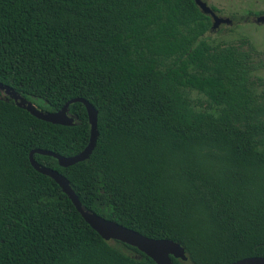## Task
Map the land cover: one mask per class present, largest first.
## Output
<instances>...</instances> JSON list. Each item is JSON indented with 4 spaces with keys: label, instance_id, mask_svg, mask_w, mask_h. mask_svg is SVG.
Returning a JSON list of instances; mask_svg holds the SVG:
<instances>
[{
    "label": "trees",
    "instance_id": "trees-1",
    "mask_svg": "<svg viewBox=\"0 0 264 264\" xmlns=\"http://www.w3.org/2000/svg\"><path fill=\"white\" fill-rule=\"evenodd\" d=\"M211 25L194 0H0V84L41 111L81 98L98 113L88 160H34L84 210L179 243L174 264L264 257V52L212 43ZM69 114L43 122L0 93V264H155L101 239L31 166L35 149L87 146L85 107Z\"/></svg>",
    "mask_w": 264,
    "mask_h": 264
},
{
    "label": "water",
    "instance_id": "water-1",
    "mask_svg": "<svg viewBox=\"0 0 264 264\" xmlns=\"http://www.w3.org/2000/svg\"><path fill=\"white\" fill-rule=\"evenodd\" d=\"M195 5L202 14L211 18L212 25L210 31L217 30L221 25H230L232 21L228 18L218 16L215 11L203 0H194ZM257 24L264 23V15L254 19ZM0 93L6 100H12L15 105L27 111L34 118L53 125L73 126L76 117L69 114V106L74 103L83 104L86 110L88 123L90 126V137L87 146L78 154L64 157L51 151L35 149L29 153V162L34 170L52 179L69 198L76 211L80 214L86 224L96 232L104 241H117L124 245L135 248L139 253L151 259L155 264H174L171 258L187 261L184 248L177 242L167 239H151L139 234L136 231L123 227L115 222L106 220L93 212L84 210L74 191L71 189L68 180L58 171L39 165L33 158L34 154L54 158L59 167L68 168L77 163L89 159L92 154L97 138V110L86 100L74 98L68 100L56 112H45L37 109L30 101L22 97L9 86L0 84ZM231 264H264V257H250Z\"/></svg>",
    "mask_w": 264,
    "mask_h": 264
},
{
    "label": "rangeland",
    "instance_id": "rangeland-1",
    "mask_svg": "<svg viewBox=\"0 0 264 264\" xmlns=\"http://www.w3.org/2000/svg\"><path fill=\"white\" fill-rule=\"evenodd\" d=\"M210 7H215L220 17L232 21L230 25H221L217 30L207 33L208 39L214 44L240 46L249 41L258 52H264V23L254 22L256 16L250 13L264 12V0H203ZM246 49V46L243 47ZM255 61L259 58L254 57ZM253 81L258 92H264V69L253 74Z\"/></svg>",
    "mask_w": 264,
    "mask_h": 264
},
{
    "label": "flooded vegetation",
    "instance_id": "flooded-vegetation-1",
    "mask_svg": "<svg viewBox=\"0 0 264 264\" xmlns=\"http://www.w3.org/2000/svg\"><path fill=\"white\" fill-rule=\"evenodd\" d=\"M210 7V6H209ZM216 13V12H215ZM217 14V13H216ZM218 15V14H217ZM219 16V15H218ZM259 17V16H256V18Z\"/></svg>",
    "mask_w": 264,
    "mask_h": 264
}]
</instances>
